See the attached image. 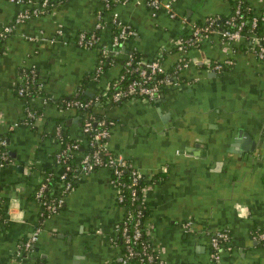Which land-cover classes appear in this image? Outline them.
<instances>
[{
    "label": "crops",
    "instance_id": "1",
    "mask_svg": "<svg viewBox=\"0 0 264 264\" xmlns=\"http://www.w3.org/2000/svg\"><path fill=\"white\" fill-rule=\"evenodd\" d=\"M111 1L106 12L103 0H49L39 14L0 38V135L5 139L0 264H11L23 239L40 224L42 206L34 190L49 173L62 171L55 155L63 128L70 138L87 143L83 113L57 102L78 91L84 98L105 92L122 58L134 49L144 59L161 55L170 68L180 60L182 36L209 22L221 25L232 11L229 0H172L171 17L163 8L151 10L147 0ZM245 1L254 15L264 13V0ZM23 7L0 0V27L11 25ZM114 14L135 33L120 46L121 58L109 62L97 80L100 53L114 52ZM81 32L95 33L98 42L89 48L78 44ZM187 56L178 87L164 86L152 98L101 101L96 110L109 122L108 147L141 174L145 228L163 264H264V242L257 235L264 230V58L244 39L228 42L216 30L202 33ZM226 57L233 63L223 70L203 64ZM28 69L37 92L26 98L16 88ZM27 105L40 110L33 124L24 122ZM239 131L249 137L247 148L237 140ZM78 175L62 206L42 220L24 264H127L117 241L125 207L117 201L110 170ZM57 183L54 196L62 193ZM220 229L230 239L216 260L209 239Z\"/></svg>",
    "mask_w": 264,
    "mask_h": 264
},
{
    "label": "built area",
    "instance_id": "2",
    "mask_svg": "<svg viewBox=\"0 0 264 264\" xmlns=\"http://www.w3.org/2000/svg\"><path fill=\"white\" fill-rule=\"evenodd\" d=\"M17 3L24 5L22 9H20L16 15L14 16L13 23L11 25H6L0 27V38L6 37L9 33H11L14 25L18 22L26 20L32 15H36L40 13V8L48 5L49 0H11ZM105 6L110 7L109 0H103ZM148 4L151 7V10L158 11L159 9H165L171 17L175 16V13L172 11V0H147ZM241 17V15H239ZM234 16L230 15L225 19L224 23L221 25H214L213 22H209L208 25L203 27H194L191 31V34L186 37V39L181 38L177 42V49L180 52V60L175 63L176 64V72L170 73L166 69V67L162 64V59L158 57H153L150 59L140 58L135 61V64L131 65V59H126L124 63V71L120 74V77H123L125 72L136 71V77L133 78L125 88L117 89L112 96L113 100H121V99H131L138 97H148L152 98L157 96L162 87L167 85H175L179 86L181 83L178 80V73L182 68L188 65L189 57L187 56L188 45L192 47L197 46L199 37L202 33L211 32L216 30L221 38L225 41H236L244 39L247 43V47L250 48L256 55L260 58H264V31L260 34H257L254 28L258 25V20L264 21V13L260 15H253L251 19L250 29L245 33L242 32L241 28L244 24L243 21L234 22ZM112 23L117 25V31L114 33L112 37V42L110 49L114 50V52H118L120 50V46L122 43L128 39L129 36L135 33V31L128 25L121 23L117 19V15L114 14L111 19ZM101 22L97 24L100 26ZM233 27H232V26ZM98 36L95 33H91L89 35L81 32L78 35V44L84 47H93L98 42ZM233 63L232 58L226 57L222 60H203V64L205 68L214 69V70H223L225 67L230 66ZM102 71L101 66L97 64L95 69V76L100 74ZM31 76L25 75L21 78V84L18 86L17 94L23 97H31L32 88L29 85V82H36V78H34L33 72H29ZM78 92L74 96H76ZM132 94V95H129ZM98 97L95 96V99ZM93 98H69L64 100L65 108H73L78 109L83 113V110L90 105ZM63 106V105H61ZM26 116L28 118L26 119ZM37 118V114L32 110L31 106L27 105L25 110V123L33 124ZM82 129L83 132L88 135L89 134V144L94 148L92 151L82 152L80 154V158L75 161L77 163V171L73 173V182L76 180L78 174L90 172L96 167H105L119 177L122 172L123 167L126 165V159L118 153H111L108 147V139L110 136V128L106 126V121L104 119H94L92 115H85L82 117ZM109 125V122H108ZM59 133V130H58ZM79 144L80 141L75 139L71 142H67L65 147L57 154V161L59 163H64L66 161L65 151L70 152L73 156L79 152ZM5 145V139L0 137V165H2V161L5 158V152L2 150L1 146ZM67 153V152H66ZM80 153V152H79ZM101 154L105 155V158L101 157ZM63 165V164H62ZM65 166H63L61 173L58 175V178L54 181H57L58 185L61 187L62 193L60 196H54V188L53 184L50 186V191L48 193V197L44 199L43 197V189L47 186L46 181L48 177L44 178L38 190L35 192V196L39 203L42 206L41 215L49 216L53 212H55L59 207L62 206L64 201V194L67 190H70L73 187L72 182L66 179V172H63ZM66 169L69 170L70 167L66 166ZM141 177L139 171L133 165L132 171V180L131 184L134 185L136 181ZM111 182L117 187L118 183H115L114 178L111 177ZM117 190V188H116ZM136 190L134 187L131 188V194H135ZM117 201L121 203L123 201V196L121 194H117ZM3 213L0 212V218ZM43 218V219H44ZM128 219L130 216L124 217L121 225L119 226L120 234L122 235L126 246H127V257L129 256H138L140 259H146L149 262L158 257V254L150 252L147 250L146 245L143 244V249L137 251L133 248V245L136 244L140 238L142 237V230L139 226V220H136L132 223V228L130 232L128 231ZM186 226L188 230H192L191 221H187ZM41 226L37 225V227L30 232V234L23 239L14 260H12L11 264H24L23 259L33 248V244L37 241ZM257 235L261 241L264 242V230L258 231ZM230 239V234L225 229L215 230L210 232V247L212 248L211 256L218 260L219 258V249L222 242L228 241ZM157 253V252H156ZM122 264V263H116ZM162 264V263H161Z\"/></svg>",
    "mask_w": 264,
    "mask_h": 264
},
{
    "label": "trees",
    "instance_id": "3",
    "mask_svg": "<svg viewBox=\"0 0 264 264\" xmlns=\"http://www.w3.org/2000/svg\"><path fill=\"white\" fill-rule=\"evenodd\" d=\"M229 1L232 4V11H231L230 15L234 16V18H235L234 22L235 23L240 22V21L244 22L241 30H242V32L245 33L246 31H248L250 29L251 19L253 18V15H254L253 10H252L250 5H248V3L245 0H229ZM109 2H110V7H108V6L105 7L104 6V9H106V12L109 9L112 8L111 7L112 6V1L109 0ZM239 15H241V17ZM257 20H258V25L254 28V30H255V32L257 34H260V33H262L264 31V21H261L260 19H257ZM224 21L225 20H223L221 24H223ZM116 31H117V28L115 27V30H114L113 33H115ZM190 34L184 35V36H182V38L186 39V37L189 36ZM187 47H188V49L191 48V46H189V45ZM118 53H120V51L119 52H113V53H110V52L108 53L107 52V54L100 53V61H98V65L101 66V69H102L101 72H103L107 68V66H108L107 64L109 62H112V61L115 62L117 60V58L120 57ZM160 56L161 55H156V56H154V58L155 57L161 58ZM140 58H143V56H142V54L140 52H138L137 49H134L132 51H128L126 53L125 57L122 58L123 62H122V67H121V70H120L119 74L116 77H114L111 80H109V84H108L107 89L105 90V92H103V93L102 92H98L96 95L94 94L92 96L93 100L90 103V105L83 110V116H84V114L85 115L87 114V115H92L94 117V119H104L106 121V126L109 127L108 119L104 116L103 111H99V110L97 111L96 107L99 106L101 101H107V102L111 101V102H114V103H119V102H121V100H123V99H121V100L120 99L119 100H113L112 99L113 93L119 88L127 87L128 83L133 78H135L136 74H137L136 71H132V72H129V73L125 72L123 77H120V74L124 71L125 60L126 59H131V65L133 66L135 64V61L140 59ZM151 58H153V57H151ZM166 70L168 72H170V73H175L176 70H177L176 64H174L170 68H167ZM23 72H25L26 75L31 76V74H29V72H30L29 69L28 70H23ZM101 72H100V74H101ZM100 74L97 76V78H96L97 80L100 79V77H101ZM34 78H36L35 75H34ZM20 84H21V82L17 85L16 92H17L18 86ZM36 84H37L36 82H34V84L32 82H29V85L32 88L31 96H34L36 94V92H37ZM129 95H132V94H129ZM95 96H97L98 98L95 99ZM73 97L74 98H82L84 100V93L82 91H78V94L76 96H73ZM57 103L60 104V105L65 106L64 101L60 102V103L57 102ZM31 108H32L33 111L36 112V114L38 116V113H40L39 112L40 110H38V108L35 107V106L31 107ZM27 118H28V116H26V119ZM62 135H64L63 136V142L61 143L60 148L56 152V155H55L56 159H57V154L65 147L66 143L67 142H71L72 140H75V139L69 137V135L65 132L64 128H63V134ZM0 137H3V136L0 135ZM86 138H87V141H86L87 143L86 144L83 143V142H80V144H79V149L78 150H79L80 154H82L83 151L84 152L92 151L93 148H94L92 145L89 144V134L86 135ZM1 148L4 151L5 150V145L1 146ZM109 151L111 153H113V154L116 153L112 149H110ZM66 154H68V156L66 157V161L64 163H62L63 166H65V169H64L63 172H66L65 173L66 174V179L69 180L70 182H72V184H74V182H73V173L75 171H77V167L78 166H77V163H75L73 155L70 152H68V151H65V155ZM101 157L105 158V155L101 154ZM55 162H56V160H55ZM66 166L70 167V169L67 170ZM96 168H99V167H96ZM132 171H133V163L126 159V165L123 167L122 172L120 173L119 177L116 176L114 173L112 174V172H111V177L114 178L115 183H118L117 187H116L117 188V194H121L123 196V201L121 202V204L125 207V216L124 217L130 216V219H128V221H127L128 222V231L129 232H130L131 228L133 227L132 223L135 222L136 220H139V226L141 227V230H142V237L140 238V240L136 244L133 245V248L135 250H137V251H140V250L143 249L142 245L143 244H147L146 245L147 250L152 252V253H154V254H156V256H157L156 251L152 247V244H151L150 238L148 236V233L146 232L147 228H145L146 211H145V209L143 207V203H142V189H143V186H144V181L140 177L136 181V183L134 185H132L131 184ZM47 177H48V180L44 179V181H46V183H47V186H45V188L43 189V197H44V199L48 197V193L50 191V186H52L54 180H56L58 178V175L55 176L52 173L51 174L49 173ZM39 185L40 184H38V186L34 190V194H35L36 190L39 189V187H40ZM132 187H134V189L136 190V193L134 195L131 194V188ZM0 212L2 213L1 203H0ZM43 218H44V216L41 215L40 224H39L40 226L43 225V221H42ZM117 241L123 247L124 260H125V262L127 261V264H133V263H135V264H161L162 263L163 264V262L160 260L159 256L156 257V259L153 260L152 262H149L146 259L142 260L136 255L127 257V255H126V252L128 251L127 250V246H126V243H125L122 235L120 234V231H119V234H118V237H117ZM225 242H227V241H225ZM223 243L224 242H222L221 245ZM210 249L212 251L211 247H210ZM121 262L116 261L115 263H121Z\"/></svg>",
    "mask_w": 264,
    "mask_h": 264
},
{
    "label": "water",
    "instance_id": "4",
    "mask_svg": "<svg viewBox=\"0 0 264 264\" xmlns=\"http://www.w3.org/2000/svg\"><path fill=\"white\" fill-rule=\"evenodd\" d=\"M238 138H240V140L243 141L242 146L244 148H247V142L249 140V137L244 132L242 133V132L239 131L238 135H237V140H238ZM251 147H252V145H251ZM253 148L254 147L250 148V150H253Z\"/></svg>",
    "mask_w": 264,
    "mask_h": 264
}]
</instances>
